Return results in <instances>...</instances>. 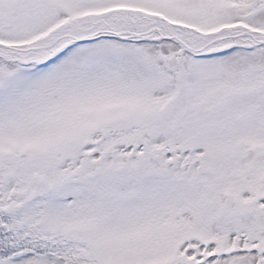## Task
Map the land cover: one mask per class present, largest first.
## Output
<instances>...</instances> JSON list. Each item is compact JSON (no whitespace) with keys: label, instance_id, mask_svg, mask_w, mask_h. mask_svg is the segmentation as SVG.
I'll return each instance as SVG.
<instances>
[{"label":"snow or ice","instance_id":"obj_1","mask_svg":"<svg viewBox=\"0 0 264 264\" xmlns=\"http://www.w3.org/2000/svg\"><path fill=\"white\" fill-rule=\"evenodd\" d=\"M0 264H264V0H0Z\"/></svg>","mask_w":264,"mask_h":264}]
</instances>
